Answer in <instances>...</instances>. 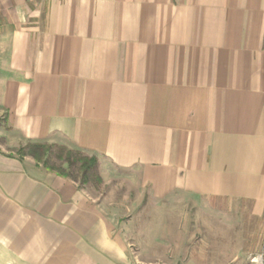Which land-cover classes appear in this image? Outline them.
<instances>
[{
    "label": "crops",
    "instance_id": "1",
    "mask_svg": "<svg viewBox=\"0 0 264 264\" xmlns=\"http://www.w3.org/2000/svg\"><path fill=\"white\" fill-rule=\"evenodd\" d=\"M1 116L0 264H134L103 200L11 153L32 142L264 218V0H0ZM220 233L187 263L246 254Z\"/></svg>",
    "mask_w": 264,
    "mask_h": 264
},
{
    "label": "rangeland",
    "instance_id": "2",
    "mask_svg": "<svg viewBox=\"0 0 264 264\" xmlns=\"http://www.w3.org/2000/svg\"><path fill=\"white\" fill-rule=\"evenodd\" d=\"M3 132L8 135L6 119L1 116L0 140L7 141ZM49 145L41 163L52 170L65 171L97 200L106 203L108 215L119 219L117 229H121V235L127 241L134 264H189L188 260L202 263L205 255L189 253L193 246H201V236L207 233L214 246H217L219 232H224L225 237L220 241L227 247H243L244 255L213 256L214 259H226V264H247L252 252L264 243V218L253 216L247 205L217 210V207H207L204 199L193 201L183 196H174L176 201L173 202L153 203L148 188L140 186L136 170H102L103 179L95 167L84 176L76 160L77 150L65 145ZM20 148V145L14 147L11 153L19 155ZM67 150L73 151L70 157H67Z\"/></svg>",
    "mask_w": 264,
    "mask_h": 264
},
{
    "label": "trees",
    "instance_id": "3",
    "mask_svg": "<svg viewBox=\"0 0 264 264\" xmlns=\"http://www.w3.org/2000/svg\"><path fill=\"white\" fill-rule=\"evenodd\" d=\"M50 145L41 142H33L29 143L26 146L21 147L18 152L19 155L28 154L32 156L36 161L41 162L43 157L49 151ZM72 150H67V157L72 155ZM77 157L76 160L79 161V169L82 171L83 175H87V173L97 167V158L95 156H87L85 154L80 153L79 151L76 152ZM68 159V158H67ZM46 168L51 169L52 167L45 165ZM59 173L68 176L67 173L63 170H59Z\"/></svg>",
    "mask_w": 264,
    "mask_h": 264
},
{
    "label": "built area",
    "instance_id": "4",
    "mask_svg": "<svg viewBox=\"0 0 264 264\" xmlns=\"http://www.w3.org/2000/svg\"><path fill=\"white\" fill-rule=\"evenodd\" d=\"M247 264H264V248L252 254Z\"/></svg>",
    "mask_w": 264,
    "mask_h": 264
}]
</instances>
